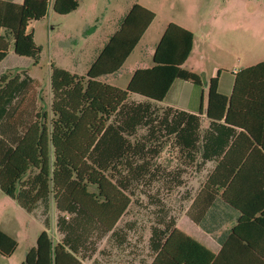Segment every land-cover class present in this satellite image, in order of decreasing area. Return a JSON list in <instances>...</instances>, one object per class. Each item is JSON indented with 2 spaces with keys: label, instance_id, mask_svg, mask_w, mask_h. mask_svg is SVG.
<instances>
[{
  "label": "trees",
  "instance_id": "1",
  "mask_svg": "<svg viewBox=\"0 0 264 264\" xmlns=\"http://www.w3.org/2000/svg\"><path fill=\"white\" fill-rule=\"evenodd\" d=\"M79 6L78 0H24L20 4L0 0V64L13 42L17 56L34 59V66L39 65L41 48L33 33H28L29 25L44 20L50 7L63 16ZM155 18L151 10L133 5L85 76L52 64L50 109L32 79L11 73L0 77V189L28 213H33L41 201L52 200L60 214L58 228L74 220L76 225L95 224L103 234L117 236V223L133 202L132 182L142 184L147 176L158 177L156 170L147 171V161L136 160L149 150L145 143L131 141L138 128L150 125L153 137L165 129L171 146L174 144L189 166L177 173L181 176L190 168L200 171L215 156L225 154L227 160L233 126H243L258 139L252 128L241 122L247 121L248 115L238 119L236 109L237 104L244 103L264 112V94L258 91L264 87V62L235 74L230 98L220 93L218 77L210 80L205 119L211 126L204 134L200 116L172 108L162 110L158 124L149 121L152 107L164 101L175 80L202 84L199 75L183 67L193 50L194 34L178 24L167 26L153 55L154 66L136 70L126 89L101 80L122 68ZM133 95L144 101L134 100ZM222 121L225 132L218 130ZM154 148L160 154L158 143ZM223 168L220 162L217 176L210 175L187 214L200 222L223 190V199L242 213L231 241L244 242L264 260V205L254 210L240 197H232L233 182L230 175L221 174ZM168 175L172 181L173 174ZM176 226L175 217H171L163 227L153 228L150 264H212L213 253ZM70 228L58 243L47 231L42 232L24 264H83V229L77 232ZM118 237L121 245L126 243L124 236ZM17 245L0 230L2 256H12Z\"/></svg>",
  "mask_w": 264,
  "mask_h": 264
},
{
  "label": "rangeland",
  "instance_id": "2",
  "mask_svg": "<svg viewBox=\"0 0 264 264\" xmlns=\"http://www.w3.org/2000/svg\"><path fill=\"white\" fill-rule=\"evenodd\" d=\"M78 1L80 9L70 17L50 10L45 21L31 24L35 41L41 48L39 65L34 66V59L17 56L13 42L3 64V74H19L23 79L30 78L35 82L36 91L44 99L47 109L52 102L51 65L86 75L98 52L117 30L121 18L136 3L148 7L156 14V19L123 70L106 80L110 85L126 89L133 70L152 66V48L170 22L182 24L195 33V49L187 67H195L204 83L218 70L237 72L264 62V0ZM70 25H73L71 30ZM89 28L91 30L87 32ZM156 107H152L153 112L148 116L152 125L158 124L164 115ZM152 130L150 125L141 126L130 137L132 142L147 145V155L136 157V160L139 163L147 161V171L153 173L156 170L158 177L147 176L142 184L136 181L131 184L133 203L118 226L119 231L128 234L125 244L121 245L110 234H103L95 224L76 225L70 220L69 226L58 228L60 214L51 200L46 201V207L42 203L34 213H28L0 189V230L18 244L11 257L0 258V264H24L27 253L36 247L42 232L49 231L57 243L70 227L76 228L77 232L83 229V253L92 257L90 264H150L154 256L150 246L153 228L163 227L171 217L187 213L212 169L210 163L201 173L190 168L182 176L177 175L189 166L185 165L174 144L171 146L165 129L161 128L154 137ZM157 143L160 154L153 150ZM168 173L173 174L172 181ZM92 190L96 189L93 187Z\"/></svg>",
  "mask_w": 264,
  "mask_h": 264
},
{
  "label": "crops",
  "instance_id": "3",
  "mask_svg": "<svg viewBox=\"0 0 264 264\" xmlns=\"http://www.w3.org/2000/svg\"><path fill=\"white\" fill-rule=\"evenodd\" d=\"M5 1L16 2V3L20 4V3H23L24 0H5ZM142 6L149 9L148 7H146L144 5H142ZM79 9H80V6L76 11H74L68 15H63V16L70 17L74 13H76ZM50 10H53V9H51V7H50L49 11ZM49 11H48V15H49ZM126 14L121 18V20L118 24L117 30L106 41L104 47L106 46L108 41L111 39V37L117 33V31L120 28V23H121L122 19L126 16ZM48 15H47V17H48ZM47 17L42 21H45L47 19ZM154 21L150 24V26L146 30L145 34L141 38L140 42L143 40V38H145V36H147L148 32L151 30V28L153 26ZM170 23H173V22H170ZM170 23H168L165 26L157 44H155L154 48H152V61H151L152 66H149L146 68L138 67L135 70H133L132 74L129 76V79L127 81L126 88H127L128 84H129V82H130V80H131V78L134 75L136 70L148 69V68H152L154 66V62H153L154 52H155L156 47L159 44V42H160V40L164 34L167 26ZM31 24L29 25L27 31H28V33H33L34 38H35V32L31 31V27H32ZM178 25H180L181 27H183L187 30H190L193 33V31L190 28H188L182 24H178ZM88 26H90L89 23H88ZM69 29L70 30L73 29V25H70ZM90 30H91V28H89V30L87 32H89ZM193 34H194L193 50H192L187 62L185 63V65L183 67L186 70L194 72L197 75H199L198 72L196 71L195 67H192V68L187 67L191 57L193 56L194 49H195L196 38H195V33H193ZM137 46H136V48H137ZM103 48H102V50H103ZM101 51L98 52L97 56L100 54ZM134 51L132 52V54L134 53ZM9 53H10V51H9ZM132 54L129 56V58L126 60V62L122 66V68L116 74L105 76V77L101 78V80L103 82L107 83L106 80H108L110 77L118 75L123 70V68L126 66V64L129 62ZM97 56L94 58L92 63L96 60ZM8 57H9V55L0 64V77L2 75H8V73H5V74L2 73L3 64L8 59ZM32 63H34V62H32ZM92 63H91V65H92ZM91 65H90V67H91ZM58 68H60V67H58ZM61 69H63V68H61ZM89 70H90V68H89ZM238 72L239 71L229 73V71L218 70L217 74H215V72H214L213 75L211 76V78L209 80L207 79L205 83H204V81H202V84L200 86L194 85L193 83L188 82V81L177 79L173 82L172 86L170 87L168 94H167L166 98L164 99V101L157 103L156 106L161 110H164V109L166 110L168 108H172V109H175L177 111H182V112L188 113L189 115L200 116L201 124H202V126H201L202 133L204 134L206 132V130L209 129L211 126V122L209 120L205 119L206 110L208 108V87H209L210 80L212 78L218 77L220 93L223 94L224 96L230 98L234 92L235 74H237ZM73 74H76V73H73ZM77 75H79V74H77ZM215 75H217V76H215ZM80 76H85V75H80ZM112 86H115V85H112ZM116 87L120 88L119 86H116ZM121 89H123V88H121ZM252 91H253V89H252ZM258 91L260 94L263 95L264 94V87H260V89ZM133 99L137 100L139 102L144 101L143 98H141V97H135ZM251 106L253 108L252 113H250ZM236 112H237V118L238 119L244 117L245 115H248L249 119L247 121H241V120L240 121L244 125L250 126L252 128V130L254 131V133L257 135L258 139L252 138V136H250V134H248L242 128L243 126H233L234 132H232L230 134V138H229V148L231 150L228 154L227 160H225V154H222L219 157L215 156L212 160L207 161L206 164L204 165V167L200 171H198L196 169H195V171H196V173H201L207 169V166L210 163L212 164V169L207 173V177L204 181V183H206V181L208 180L210 175H212L213 173L217 176L218 166H219V163L221 162L222 167H224L222 169L221 174H223L224 176L230 175V183L233 182L232 188L230 189L231 190L230 191L231 196L232 197L233 196L240 197L239 199H241L243 201V204L248 203V205L249 204L253 205L254 210H255L258 206L264 205V186L261 187L262 180L264 178V112L262 109L256 108L254 105L244 104V103L237 104ZM224 123H225L224 121H222L220 123L221 126L219 127V129H218L217 125L214 126V136L215 137L218 135L217 129L220 130L221 132H225L224 128H223ZM226 151H228V149H226ZM243 164L246 165L245 168H243V169L238 168V167L242 166ZM235 167H236V169L232 171V169ZM228 168H230V169H228ZM152 187L155 188L156 186L153 185ZM222 193H223V190H221L220 194L215 198L212 205L207 210V212L205 213L203 218L200 220V222L196 223L187 213H185L184 215H182L180 217H175L176 224H177L176 227L179 230H181L182 232H184V234L188 235L189 237H191L192 239L197 241L199 244L203 245L208 251L213 253L214 260H213L212 264H264V260H263L262 256H260V254L256 253L255 251L251 250L250 248H248L244 242H241L238 240H232L231 241V235H232L233 229L239 223V221L242 217V213L238 209H236L235 207H233L229 203H227L223 199ZM51 202L55 206V203L52 200H51ZM42 203L45 204V207L48 205V202L41 201L38 204L37 208ZM131 206H132V204H131ZM130 207H129V209H130ZM36 209H35V211H36ZM55 209H56V206H55ZM129 209L122 216V218L119 220V222L117 223L116 230H118V235L112 236L110 234L112 237H114L116 240H118V242L121 241L118 236H124L126 239L128 237V234L125 233V231H119L118 226L120 225V223L122 222L124 217L128 214ZM56 211L59 214L57 209H56ZM257 216H259V215H257ZM181 219H183L182 222H180ZM47 232L49 233V231H47ZM2 257L3 258H9V257L2 256L0 254V258H2ZM91 258L92 257L87 256V255L82 257L83 264H90L89 261H91Z\"/></svg>",
  "mask_w": 264,
  "mask_h": 264
}]
</instances>
